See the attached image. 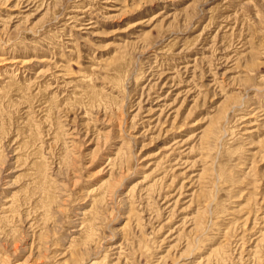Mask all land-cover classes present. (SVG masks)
Returning a JSON list of instances; mask_svg holds the SVG:
<instances>
[{
	"label": "rangeland",
	"instance_id": "1",
	"mask_svg": "<svg viewBox=\"0 0 264 264\" xmlns=\"http://www.w3.org/2000/svg\"><path fill=\"white\" fill-rule=\"evenodd\" d=\"M0 264H264V0H0Z\"/></svg>",
	"mask_w": 264,
	"mask_h": 264
},
{
	"label": "bare ground",
	"instance_id": "2",
	"mask_svg": "<svg viewBox=\"0 0 264 264\" xmlns=\"http://www.w3.org/2000/svg\"><path fill=\"white\" fill-rule=\"evenodd\" d=\"M38 167H40L41 171H39L41 173V178L39 180H37V182H40L43 180V176H44V172H43V167H44V163H43V160L42 159H38V161L36 162V164ZM34 165V166H35Z\"/></svg>",
	"mask_w": 264,
	"mask_h": 264
}]
</instances>
